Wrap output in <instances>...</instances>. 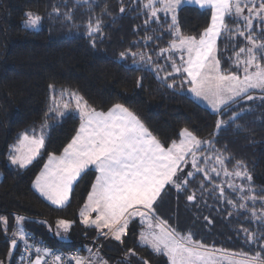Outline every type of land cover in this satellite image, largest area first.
<instances>
[{"label":"trees","instance_id":"trees-1","mask_svg":"<svg viewBox=\"0 0 264 264\" xmlns=\"http://www.w3.org/2000/svg\"><path fill=\"white\" fill-rule=\"evenodd\" d=\"M54 6L59 7L58 14L53 11ZM121 6L125 8L124 13L119 11ZM29 11L42 17L37 30L24 27L25 13ZM66 13L71 14V19L66 18ZM160 17L161 21L171 22L170 16ZM96 18L103 21L102 33L89 37L87 25ZM146 18L140 0H88V4L80 0H0V217L7 218L9 228L5 235L0 225V261L4 264H16L20 245L14 250L16 253L9 255V241L18 215L26 218V232L53 249L64 252L78 249L83 254L87 252L85 244L101 242L99 251L108 264H143L144 261L168 264L165 256L139 244L141 227L137 221L130 225L123 243L110 237L94 241V230L79 224V210L95 181L94 170L82 175L64 208L50 205L34 190L33 182L48 155L61 154L75 135L79 126L76 114L49 121L51 127L47 130L45 148L27 169H19L8 161L9 147L18 135L33 128L39 130L50 97L64 90L79 93L98 110L106 111L115 103L123 104L165 143L176 139L183 128L193 131L198 138L213 139L215 150L227 157L226 166L230 171L237 161H242L253 177L257 193L264 189V101L244 100L219 115L188 96L185 92L188 85L178 86L180 77L175 78L177 87L168 88L154 72L133 63L131 53H137V62L141 54L151 55L158 64L167 61V54L157 57V53L168 47L170 35L155 22H151L146 33ZM178 21L183 33L199 36L210 23V12L184 6L178 10ZM146 34L153 37L147 44ZM121 53H125V59H121ZM228 54L221 51L222 58ZM172 79L169 77V82ZM49 85L53 86L52 90ZM219 119L226 124L217 130L215 124ZM227 179L223 174L213 176L216 183ZM233 179L236 183H246ZM201 182L202 174L198 173L189 187V193L196 191V205L187 201L189 193L170 191L172 201H167V213L177 216L178 228L191 231L194 238L216 248L245 251L249 255L260 250L259 243L245 242L243 232L244 228L258 232L260 221L246 219L251 215L247 211L237 215V209L216 199L218 193H205L201 200ZM203 182L212 187L211 183ZM224 187L235 199L236 194L227 189L226 183ZM173 199L181 204L180 210L176 211ZM248 204L252 206L250 201ZM256 209L259 214V201ZM229 212L233 215L229 216ZM60 219L73 221L72 232L76 237L72 241L62 242L55 237L54 230ZM129 250L136 255H129Z\"/></svg>","mask_w":264,"mask_h":264},{"label":"snow or ice","instance_id":"snow-or-ice-1","mask_svg":"<svg viewBox=\"0 0 264 264\" xmlns=\"http://www.w3.org/2000/svg\"><path fill=\"white\" fill-rule=\"evenodd\" d=\"M80 2L88 4V0ZM140 2L146 10V33L151 22H155L170 35L168 47L161 48L157 53V57L167 54L170 70L160 76L162 66L155 63L151 55L141 54L139 61L168 88L177 87L175 78L180 77V88L188 85V91L195 98L207 102L219 115L244 100L264 101V0ZM184 4L210 12V23L199 36L181 31L178 10ZM53 11L58 14L59 7L54 6ZM119 11L124 13L125 8L121 6ZM161 13L165 17L170 16L171 22L161 21ZM65 16L71 19L70 13ZM25 17L26 28L36 29L42 22V17L31 11L26 12ZM102 23L100 18H96L95 22L90 20L87 35L93 37L102 33ZM152 39L147 34L144 37L146 44ZM221 51L229 54L222 58ZM131 56L136 63L137 53H131ZM125 58V53H121V59ZM169 77L173 78L172 82H169ZM49 88L52 90L53 86L49 85ZM257 91L260 93L258 97L253 94ZM72 113L79 119L75 135L59 156L48 155L47 162L33 182L40 196L52 205L64 208L74 186L84 173L92 169L96 173L95 181L79 210L80 223L86 228H94L99 235L123 243L130 225L138 220L142 226L139 233L141 245L165 256L168 264H264V189L257 193L253 177L242 161H237L234 170L230 171L226 166L227 157L215 150L214 140L198 138L188 128L181 129L176 139L165 143L123 104L115 103L106 111L98 110L79 93L64 90L50 97L49 108L39 130L33 128L20 133L9 147L7 159L10 164L27 169L45 148L47 130L51 127L49 121L62 120ZM230 119L235 120V116ZM225 124L224 120H217L215 128L219 130ZM189 166L190 170L186 171ZM198 173L202 174L199 185L201 200L205 193H218L216 199L237 209V215L247 211L251 215L246 219L260 221L258 232L243 229L245 242L259 243L260 250L249 255L245 251L231 252L210 246L194 238L191 231L181 233L157 215L158 201L163 195L171 190L189 193L190 184ZM221 174L228 178L224 183L236 194L235 199L226 193L224 183L213 182V176L220 177ZM233 178L246 183H236ZM203 181L211 183L212 187L208 188ZM186 198L189 203L198 204L196 191H191ZM257 201L260 202L259 214ZM204 219L212 223L208 217ZM25 220L23 216L15 217L9 255L22 243L24 252L29 254L27 264H67L61 255L25 231ZM0 225L7 235L6 217H0ZM72 226L73 221L60 219L56 223V234L60 235L61 230L66 233ZM88 251L91 253L92 249ZM128 254L136 255L132 250ZM67 261L74 264H108L103 257L93 259L78 254L68 257Z\"/></svg>","mask_w":264,"mask_h":264},{"label":"rangeland","instance_id":"rangeland-1","mask_svg":"<svg viewBox=\"0 0 264 264\" xmlns=\"http://www.w3.org/2000/svg\"><path fill=\"white\" fill-rule=\"evenodd\" d=\"M163 13H161V14H159V15H162ZM164 15V14H163ZM38 28H36L35 30H37ZM176 58L178 59V56H176ZM136 65L137 64H139L140 66H142V67H144V68H146L145 66H144V64L143 63H141L140 61H139V58H138V62H136L135 63ZM161 66H162V70L160 71V76H164V73H166L165 71L168 69V68H170V65H169V62L168 61H165V62H163L162 64H160ZM186 93H187V95L188 96H190L194 101H196L198 104H200V105H202L203 107H205L206 109H208L209 111H211L212 113H214V114H217V113H215V112H213L212 111V109L209 107V105L207 104V102H205V101H203V100H200V99H197V98H195L193 95H192V93H190L189 91H188V88H187V90L185 91ZM255 96H258V94H259V92L257 91V92H254L253 93ZM219 120H221V119H219ZM217 131V130H216ZM60 155V154H59ZM39 157V156H38ZM37 157V158H38ZM48 159V158H47ZM35 161V160H34ZM33 161V162H34ZM46 162H47V160H46ZM89 170H92V169H89ZM187 170H190V166H189V168H187L186 169V171ZM213 182L214 183H216L214 180H213ZM221 183H224V181H222ZM37 192V191H36ZM38 193V192H37ZM38 195L40 196V194L38 193ZM171 194H170V191L168 192V194L167 195H163V197H162V199L160 200V201H158V207H157V215L160 217V218H162V219H165V220H167L173 227H175L178 231H180L181 233H187V232H184L183 230H181L180 228H178V225H179V220H177L178 218H177V216H174V215H172V214H170L171 212H169V213H167V206H166V204H167V201H168V199L170 200V202L172 201V199H171ZM174 196H176V195H174ZM177 196H178V194H177ZM41 198H43L46 202H48L50 205H52L48 200H46L44 197H42V196H40ZM174 200V199H173ZM178 200H179V196H178ZM178 200H174L173 202H174V207H175V209H176V211H178V210H180L181 209V204L179 203V201ZM52 206H54L55 207V205H52ZM56 208H58V207H56ZM182 211V210H181ZM183 211H184V209H183ZM182 211V212H183ZM184 213V212H183ZM137 222H138V220H137ZM79 224L83 227V228H85V229H92V230H94V232H95V234H96V236H94V241H97L98 239H101V238H103V239H107L106 237H103V236H101V235H99V233L94 229V228H86L84 225H82L81 223H80V217H79ZM138 224H139V222H138ZM140 225V224H139ZM140 227H141V229H140V232H141V230H142V226L140 225ZM72 229H73V226H72V228L68 231V232H63L62 230L60 231V235H57L56 234V231H57V229H56V227H55V230H54V235H55V237L58 239V240H60V241H62V242H68V241H72L76 236L74 235V233L72 232ZM109 238V237H108ZM139 244L141 245V243H140V241H139ZM86 246H85V248H86V253H83L82 254V252L81 251H78V249H77V251L75 252L74 250H72L71 252H64V251H62V252H64L65 254H67V255H74V254H78V255H80V256H83V257H92L93 256V254L95 253V255H94V258H97V257H101V253H100V251H98L97 252V250H96V246L97 245H99L100 246V248H101V242L100 243H97L96 245L94 244V243H92V244H85ZM142 246H145V245H142ZM89 248H91L92 249V252L90 253L89 251H88V249Z\"/></svg>","mask_w":264,"mask_h":264},{"label":"built area","instance_id":"built-area-1","mask_svg":"<svg viewBox=\"0 0 264 264\" xmlns=\"http://www.w3.org/2000/svg\"><path fill=\"white\" fill-rule=\"evenodd\" d=\"M29 235H32L31 233H29ZM33 236V235H32ZM36 239V238H35ZM37 241H39L41 244H43L44 246L50 248L49 246H47L44 242H42L41 240H38L36 239ZM20 245V250L18 251L17 255H16V264H27V258L29 257V254L28 253H25L24 252V246L22 243H19ZM53 252H55L56 254H59L62 256V258H64L67 262V264H74V262H71V261H67V258L72 256V255H67L65 254L64 252L58 250V249H53V248H50ZM100 249V246L97 245L96 246V250H99ZM76 252V251H75ZM13 253H16V251H14ZM24 256L25 258L22 259L21 257ZM33 258H34V254H32ZM50 259V258H49Z\"/></svg>","mask_w":264,"mask_h":264},{"label":"crops","instance_id":"crops-1","mask_svg":"<svg viewBox=\"0 0 264 264\" xmlns=\"http://www.w3.org/2000/svg\"><path fill=\"white\" fill-rule=\"evenodd\" d=\"M184 6H195V5H189V4H184V5H182L181 6V8L182 7H184ZM195 7H197L198 8V6H195ZM57 156H59V155H57ZM34 188V187H33ZM35 190V189H34ZM36 191V190H35ZM37 193V192H36ZM38 194V193H37ZM56 207V206H55ZM95 254V253H94ZM91 258H93V259H96V258H94V255L91 257Z\"/></svg>","mask_w":264,"mask_h":264},{"label":"water","instance_id":"water-1","mask_svg":"<svg viewBox=\"0 0 264 264\" xmlns=\"http://www.w3.org/2000/svg\"><path fill=\"white\" fill-rule=\"evenodd\" d=\"M14 250L12 251V254H13Z\"/></svg>","mask_w":264,"mask_h":264}]
</instances>
